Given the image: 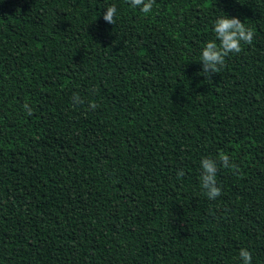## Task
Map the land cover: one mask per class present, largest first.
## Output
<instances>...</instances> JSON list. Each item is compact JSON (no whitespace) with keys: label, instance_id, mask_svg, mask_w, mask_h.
<instances>
[{"label":"trees","instance_id":"1","mask_svg":"<svg viewBox=\"0 0 264 264\" xmlns=\"http://www.w3.org/2000/svg\"><path fill=\"white\" fill-rule=\"evenodd\" d=\"M224 13L253 41L207 79ZM220 153L237 167L213 200L200 162ZM241 248L264 264V0H0V264H242Z\"/></svg>","mask_w":264,"mask_h":264},{"label":"clouds","instance_id":"2","mask_svg":"<svg viewBox=\"0 0 264 264\" xmlns=\"http://www.w3.org/2000/svg\"><path fill=\"white\" fill-rule=\"evenodd\" d=\"M133 8H139L141 12L148 14L152 11L155 0H129ZM117 7L110 5L103 13L106 23L114 25L116 22ZM214 39L208 41L201 51L200 62H202V74L210 79L213 74L220 72L225 63V58L230 54H239L242 51V43L251 44L254 32L246 27L244 22L237 17H229L223 14L214 21ZM74 104L84 103L78 94H73ZM24 109L28 115H32V108L26 103ZM98 105L94 102L89 104L90 110H95ZM200 176L201 187L209 199H216L222 194V189L217 184V173L220 167L225 169H235L237 166L231 162L230 156L220 153L216 158L204 157L201 159ZM183 171H178L177 176L182 177ZM239 257L242 264H252V253L246 249L239 250Z\"/></svg>","mask_w":264,"mask_h":264}]
</instances>
